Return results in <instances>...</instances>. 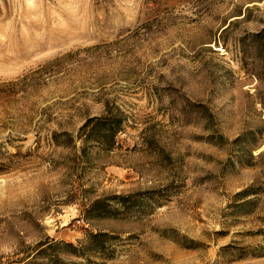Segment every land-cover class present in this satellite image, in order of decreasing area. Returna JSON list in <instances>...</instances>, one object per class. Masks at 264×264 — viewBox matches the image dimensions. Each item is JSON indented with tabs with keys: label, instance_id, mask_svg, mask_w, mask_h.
Returning <instances> with one entry per match:
<instances>
[{
	"label": "rangeland",
	"instance_id": "1",
	"mask_svg": "<svg viewBox=\"0 0 264 264\" xmlns=\"http://www.w3.org/2000/svg\"><path fill=\"white\" fill-rule=\"evenodd\" d=\"M262 28L264 0H0V264L98 231L88 264H264ZM108 114L112 148L84 143Z\"/></svg>",
	"mask_w": 264,
	"mask_h": 264
},
{
	"label": "trees",
	"instance_id": "2",
	"mask_svg": "<svg viewBox=\"0 0 264 264\" xmlns=\"http://www.w3.org/2000/svg\"><path fill=\"white\" fill-rule=\"evenodd\" d=\"M240 42L242 47L247 44L252 46L255 57L260 59L264 68V28L242 37ZM121 122V118L114 114L88 118L80 128V134L83 132L84 135L82 140L84 143L96 142L102 148L110 149L115 143V133L121 127ZM150 192L113 194L97 198L86 208L84 217L86 220L116 218L123 212L134 209L143 210L146 202L153 199ZM110 239H112L111 236L103 231L89 233L84 239L76 243L45 237L44 240L24 247L21 252L15 255L17 257L19 254H23L22 256L5 264H81L71 260V257L83 259L84 264H88L91 254L106 251V243ZM109 256L111 255L108 254Z\"/></svg>",
	"mask_w": 264,
	"mask_h": 264
}]
</instances>
